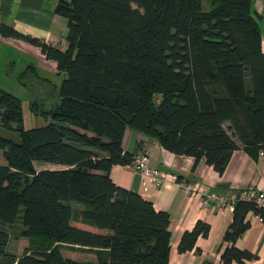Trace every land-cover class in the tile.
Returning <instances> with one entry per match:
<instances>
[{
	"label": "trees",
	"instance_id": "trees-1",
	"mask_svg": "<svg viewBox=\"0 0 264 264\" xmlns=\"http://www.w3.org/2000/svg\"><path fill=\"white\" fill-rule=\"evenodd\" d=\"M251 4L58 0L55 12L67 20L63 50L0 24L1 35L38 46L66 73L49 121L29 129L20 99L0 89L2 127L19 135L18 142L0 136V264H170L168 215L117 185L109 170L133 160L123 146L127 129L193 157V167L203 158L218 174L238 147L235 138L252 156L264 152L263 37ZM17 208L20 236L28 239L18 257L7 251L3 224ZM249 212L264 222V207L237 200L223 234L224 264L251 257L235 246ZM208 232L198 220L177 250L192 249ZM66 245L93 251L96 260L64 257Z\"/></svg>",
	"mask_w": 264,
	"mask_h": 264
},
{
	"label": "crops",
	"instance_id": "crops-1",
	"mask_svg": "<svg viewBox=\"0 0 264 264\" xmlns=\"http://www.w3.org/2000/svg\"><path fill=\"white\" fill-rule=\"evenodd\" d=\"M57 2L58 0H0V24L63 50L67 46V20L55 12ZM251 6L258 18L264 50V0H252ZM18 55H39L45 58L40 48L31 42L0 34V57L10 60L16 59ZM50 61L55 65L53 60ZM7 67L9 71L6 75L22 82L21 74L12 68L10 61L1 70L5 71ZM33 69L34 67L29 68L32 75ZM235 141L238 147L231 153L223 173L218 174L203 158L193 167V157L174 154L155 140L131 129L125 131L124 149L133 155L146 152L149 164L165 173V176L160 185H157L135 171L130 164L112 166L109 176L117 185L150 200L157 211L168 215V230L171 234L170 264H224L221 253L228 243L223 241V234L232 221L233 207L214 201L205 204L203 192L228 197L235 195L240 189L264 191V154L252 156L243 149L240 141L236 138ZM73 205L74 209L82 208L80 204ZM198 220L209 225L207 236H198L192 249L179 252L177 244L181 234L190 230ZM246 220L249 227L236 238L235 246L250 253L251 257L242 263L233 261L231 264H264V222L253 212L247 213ZM22 240L28 241L24 237ZM27 245H24L21 253H15L8 250V243L7 251L18 257L27 249ZM61 252L64 257L77 261L96 260L95 252L78 246H62Z\"/></svg>",
	"mask_w": 264,
	"mask_h": 264
},
{
	"label": "rangeland",
	"instance_id": "rangeland-1",
	"mask_svg": "<svg viewBox=\"0 0 264 264\" xmlns=\"http://www.w3.org/2000/svg\"><path fill=\"white\" fill-rule=\"evenodd\" d=\"M205 7L208 8L209 0H204ZM11 62L12 68L20 75V80L7 76L9 67L5 71L4 67ZM32 63V64H31ZM30 67H34L31 74ZM2 68V70H1ZM11 68V69H12ZM12 69V71H13ZM66 73L58 72L52 61L42 58L39 55L24 56L18 55L16 59L0 57V89L14 94L21 101L22 106V126L25 129L41 126L49 121L47 110H51L58 103V88L61 80ZM24 82V83H23ZM160 100L159 95L154 96L155 103ZM37 109V110H35ZM46 112L37 114L36 112ZM0 136L8 138L14 142L19 141L18 132L2 127L0 116ZM1 161V158H0ZM36 169L41 168H60V166L45 162H34ZM20 209V208H19ZM17 208L13 219H4L3 224L10 233L8 250L18 253L23 250L28 241L22 240L21 230V211ZM22 237V238H21ZM11 251V252H12Z\"/></svg>",
	"mask_w": 264,
	"mask_h": 264
},
{
	"label": "built area",
	"instance_id": "built-area-1",
	"mask_svg": "<svg viewBox=\"0 0 264 264\" xmlns=\"http://www.w3.org/2000/svg\"><path fill=\"white\" fill-rule=\"evenodd\" d=\"M260 155H263V150H259ZM133 166L134 170L140 174L150 178L153 183L160 185L162 179L165 176V173H162L157 168L152 167L149 164L148 154L146 152H141L133 155V160L130 163ZM205 193L203 196V203H208L209 201H214L220 205L226 207H233L237 200L246 199L253 200L255 204L259 207H264V191L259 190H250V189H240L232 196H222L215 193Z\"/></svg>",
	"mask_w": 264,
	"mask_h": 264
}]
</instances>
